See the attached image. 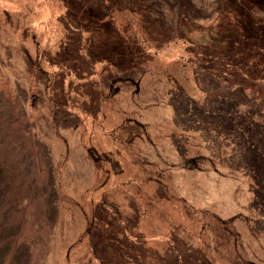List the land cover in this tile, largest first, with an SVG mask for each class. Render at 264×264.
Here are the masks:
<instances>
[{"label": "rangeland", "instance_id": "374dc122", "mask_svg": "<svg viewBox=\"0 0 264 264\" xmlns=\"http://www.w3.org/2000/svg\"><path fill=\"white\" fill-rule=\"evenodd\" d=\"M62 1L0 0V264H99L97 234L113 222L129 223L133 233L122 238L126 226L118 225L120 239L107 247L114 257L105 264H198L200 244L219 264H264V94L231 75L221 80L201 71L197 81L183 49V35L210 40L218 0ZM178 1L194 25L182 22ZM253 9L264 18V3ZM66 41L91 56L98 77L112 58L106 87L62 65ZM96 104L101 112L106 104L117 129H101ZM127 116L138 121L135 130L121 126ZM91 146L116 161L104 188ZM132 177L152 186L138 187V202L119 183ZM160 182L191 213L179 206L180 218L169 220ZM103 190L111 210L98 202ZM203 209L227 220L215 223L219 236L207 222L198 234ZM144 221L169 243L158 248L155 235L141 230ZM129 242L136 250L126 261Z\"/></svg>", "mask_w": 264, "mask_h": 264}, {"label": "trees", "instance_id": "16d2710c", "mask_svg": "<svg viewBox=\"0 0 264 264\" xmlns=\"http://www.w3.org/2000/svg\"><path fill=\"white\" fill-rule=\"evenodd\" d=\"M177 3L179 4V7H180L179 16L182 22H185V25H187V27L191 26V24L193 23L195 24L196 22H194V20H192L188 16V11L185 8H182V3L180 1H178ZM262 3H264V0H218V6L216 9L219 12V19H218V23L216 24L217 27L215 26L213 30L214 33L209 38L210 40L208 42H204V41L197 42V40L191 41L190 38L186 37V35H183L184 37L183 39L185 40V45H184L185 48L183 47V49H184V52H186L189 55L187 57L189 60L187 59L188 61L186 63H189V65H191V68L193 69L196 75L195 77L197 81H198L197 72H201V71H204L211 75L214 74L215 77H218L221 80L231 79L229 78L231 75L233 77L231 81L233 82L240 81L242 85L252 88L254 92L256 91L257 93L264 94V18L259 19L257 15L258 10L253 9L254 6L256 5L259 6V4H262ZM183 26L184 24L182 23V27ZM75 27L78 30V32H81L79 31L81 28L77 26ZM73 46L75 45H69L68 41L62 43L63 48H61V50L58 51V52H61L63 50V55L59 57L61 58V61L63 63L61 64L65 66L73 65L71 69L73 68L79 74L85 71V73L87 74H84L83 77H79L80 79H83L84 77L87 78L91 73L92 76H94L93 79L95 80V82L97 81V79L100 80V86L102 87V89L106 87L105 77H106L107 71H109L110 69L109 67L112 66L111 65L112 58L111 57L105 58L108 60V61L107 60L103 61V63L105 62L103 66L105 71H99L100 74L98 77V71L96 69L95 64H93L90 58L91 56L87 57L78 48L77 50L76 48H73ZM39 50H40V47H39ZM237 50H243L245 52V56L243 57L239 56L238 53L236 52ZM41 53L42 51H40V54ZM44 54H45V51H44ZM97 60L98 59H96V61ZM84 68H87L88 72H86ZM244 70H248V72L250 73V76L247 79L243 78L242 74L240 73V71H244ZM57 74L59 73L57 72ZM60 77H63V76H60ZM102 82H104L103 85H101ZM112 82L115 83L114 80H112ZM113 83L110 85L112 86ZM93 84H94V81L92 79L85 80L83 87L84 89H87ZM95 84L97 85V83ZM116 89H119V87H116ZM98 90L102 91L101 89H98ZM72 93H73L72 97L71 98L68 97L67 100H70V99L74 100L76 92L72 91ZM96 95H97V92L92 93L89 96L95 97ZM103 95L105 96L104 99L106 100L110 99V96H112V94H108L107 92L104 93ZM109 101L110 100L106 101V103H108ZM110 103L113 104V101L109 102L108 104ZM105 105L103 108L104 112L100 111L99 104H96L94 111L97 112V115H99V118H97V120L98 122H100L99 124H101L102 126L101 129H106L111 132V129H117V127L109 125L110 122L107 121L108 111H107V108L105 110ZM85 110L86 111L89 110V107H87ZM121 121H122L121 126H125L126 124L127 126L129 125L130 127V123H131L132 124L131 129H134V130L139 125L138 121H136L135 118L130 117V116H127L126 119H124L123 117ZM125 131H128V127L127 129L125 128ZM129 134H131V132H129ZM90 151L92 155L94 156L95 164L97 165L96 168L98 170L96 169V174L97 176L102 177L100 178V186H101L100 188H104L107 183L106 182L107 179L115 171L113 168V165L115 166L116 161L113 163L109 161L108 154L105 153L106 151L104 150L94 149V147L91 146ZM195 160L196 158H194L191 161L194 162ZM119 183L120 185H122V190L126 193V195L130 196L132 201L134 200L135 202L141 201V196L137 192L139 188L140 189L146 188L148 191L152 187L150 184H147V182L145 185L138 184L137 181L133 177L128 178L127 181L120 180ZM110 186L111 188L113 186L114 189L119 190L114 185V182ZM160 187L162 188L161 189L162 194H164L165 196L167 195L166 197L167 203L168 205H170L169 212L171 216L168 217L169 220L175 221V219L180 218L179 215H175L176 209L179 206L181 207L182 212L189 213L187 209H189L190 211V208L186 204L182 205L179 203L180 199L176 198L177 196L175 197V195H173L169 191V188H167V184H164V183L162 184V182H160ZM105 194H106V190H103L102 193L100 192L98 202H100V204L102 205L104 204V207L111 210V208H113L111 205L113 204L112 203L109 204L104 199ZM207 209L198 210V212L202 214V216H200L201 217L200 221L202 222L196 223V225L200 227L198 234L200 236H203L205 234V232L207 231V228L204 225V223L207 222V225H209V228H211V231L213 232V234L214 235L216 234L217 236L220 231L217 227L218 225L216 226L215 223H217L220 220L223 223L227 224V220H224L223 218L219 217L218 214L216 215L214 213H210ZM101 212L102 211L93 213L92 219L96 220L97 216L102 214ZM134 212H135V208L132 209L131 211L132 216L134 215ZM135 217L136 219L139 218L138 220H136L138 227L141 226L142 222H140V217L142 216L139 213V210H137V214L135 215ZM102 218L105 220L108 219V217L105 215H102ZM115 218L118 219V222H119L121 220L120 214H115ZM172 218H175V219H172ZM144 222H145L144 225L140 228L142 231L144 230L147 231L145 235L147 234L151 235L152 233H153L152 235L157 234L155 233L156 231L155 227H153L151 223L146 222V221ZM119 224L121 228L122 227L124 228L126 226L125 230H122V234H120L122 238L128 237L130 233L131 234L133 233L132 231H130V233L128 231L127 226H129V230H130L129 223H125L123 225L121 224V222H119ZM119 224H115L113 222V225H111L110 228L107 226L106 227L107 232L105 234L101 233L102 229L99 231V229L97 228L99 231L97 234V237L98 238L100 237V239L103 242H102V245H100L101 244L100 241L96 243L94 242L92 243V245L94 244L96 247L100 245L101 249L103 250L102 253L104 257L101 258L100 256H98V260L96 259L99 264H103V263L105 264L108 261V256H110L111 258L114 257V254L112 252L111 253L108 252L107 247L110 248L112 247V245H115V246L117 245L118 242L116 240L120 239L118 237V233L121 232V229L118 228ZM106 225H108V223ZM231 230L233 229L231 228ZM107 236L111 240L108 239ZM85 238H86L85 234L81 235V240L88 241ZM155 238L157 239L156 246H158V248L163 246L161 243H166V242L169 243L168 240H170V237H167L166 235L165 236L159 235V234L155 235ZM113 239H116V240H113ZM134 244L135 242L134 243L129 242L126 247H123V252H122L123 257L126 255V253L129 257L130 252H132V255H133L134 250H136L135 247L133 249V246H135ZM95 246L93 247L92 251L96 253L98 251L94 250ZM172 247H173L171 251L172 254L173 253L179 254L178 247H176V245L174 244L172 245ZM110 254H113V255H110ZM198 257L199 258L196 259V262L198 264H219L215 257L211 255L208 256V253L206 252L204 248H202L201 244H200V250L198 253ZM124 258L126 261H128L126 256ZM175 258L177 259V256H175ZM131 259L134 260V262H136L135 260L137 259V256L134 255V257ZM114 260L115 259H113L112 261ZM185 260L187 264L188 263L192 264L189 258ZM126 264H131V263L127 262Z\"/></svg>", "mask_w": 264, "mask_h": 264}]
</instances>
